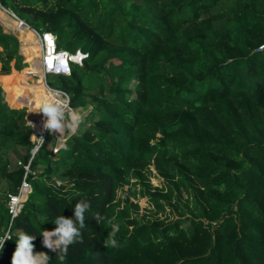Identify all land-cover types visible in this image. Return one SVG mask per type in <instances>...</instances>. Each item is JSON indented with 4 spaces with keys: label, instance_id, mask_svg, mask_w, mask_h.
Listing matches in <instances>:
<instances>
[{
    "label": "trees",
    "instance_id": "trees-1",
    "mask_svg": "<svg viewBox=\"0 0 264 264\" xmlns=\"http://www.w3.org/2000/svg\"><path fill=\"white\" fill-rule=\"evenodd\" d=\"M0 1L54 33L58 48L86 54L50 84L73 108L91 104L56 150L48 133L32 154L18 98L38 112L42 92L0 82V264H11L21 233L47 264H264V0ZM25 67L0 22V74L16 79ZM26 164L31 191L11 220L8 194ZM150 164L170 192L145 193L171 215H131L128 197L114 215L119 181L144 184ZM65 220L79 236L66 252L45 246L44 232Z\"/></svg>",
    "mask_w": 264,
    "mask_h": 264
},
{
    "label": "rangeland",
    "instance_id": "rangeland-1",
    "mask_svg": "<svg viewBox=\"0 0 264 264\" xmlns=\"http://www.w3.org/2000/svg\"><path fill=\"white\" fill-rule=\"evenodd\" d=\"M13 20H15L20 25H22L20 23V21H17L16 18ZM0 22L2 23L1 20H0ZM3 26H4L5 30H7V31L11 30L9 28H6L4 24H3ZM22 26L24 28H26L24 25H22ZM30 31H28V32L32 35V39H33V37H35L34 33L32 31L31 32ZM17 37L20 40V52L23 54L24 61L27 63V67H25L23 70L27 71V72H24L23 75H19L16 79L10 78V81H11V83L16 84L20 80L25 79V80L33 83L35 88L37 89V91L42 92L43 97L42 98L40 97V101H42V103H43L44 101H46L49 98V96L46 93L49 91L46 84H48V83L50 84V81L57 80V76H55L54 74H52V75L47 74L46 76H44V75L41 76L37 72H35V75H33L31 73L29 74L28 72H29V68L31 66L30 63H33L34 60H37V61L39 60L40 51L37 52V48L35 46H32L31 47L32 51L30 53L27 52L25 54V50L22 47L23 40L20 37V35ZM0 80H2V79L0 78ZM18 102H20L24 105H27L32 109V106L29 103L23 102L19 98H18ZM90 110H91V104H90V102H88V104H86L84 106L74 108L73 112L79 113L83 119L85 116L88 115ZM65 117H67V118H64V122H63V124L65 125L64 135L68 136L71 134L67 131V127H66L68 124V115H65ZM29 122H30V120H28V123ZM31 122H32V120H31ZM34 129H35V126L33 124L32 125V134H31L32 140H35V137H36V131ZM67 136H65V137H67ZM10 158H11V166L12 167H14L17 164H20L22 162L21 154L18 150H12L10 153ZM142 172L145 176L144 177V184H143V182L141 183V181H140L141 178L136 177L134 175H131V177L129 178V182L119 181V185H118L117 192H116V197L114 200V208H115L114 215H116V216H117V214L119 215V211L121 209H123V207L126 203V201H125L126 197H128L129 201H131L132 203L138 204V208H135L134 206L132 207L131 215H140L141 216L142 214H144L149 218H153L155 216L165 218L166 216L171 215L168 211V208L166 210H164V209H159L157 206H155L153 204V202H151L148 199V197L145 193L146 189H149L153 192L157 190L158 192L169 193L170 187H169L168 182L164 179L163 176H161L159 174V172L156 169L154 164H150L149 167L142 168ZM183 196L186 197L187 193L184 192Z\"/></svg>",
    "mask_w": 264,
    "mask_h": 264
},
{
    "label": "built area",
    "instance_id": "built-area-1",
    "mask_svg": "<svg viewBox=\"0 0 264 264\" xmlns=\"http://www.w3.org/2000/svg\"><path fill=\"white\" fill-rule=\"evenodd\" d=\"M0 9L7 11L10 15L20 21L22 25H24L34 33L40 51L38 63L44 76H46L47 74H70L72 63H82L83 58L86 56V54L82 51L77 50L75 53H72L66 49L58 48L54 33H52L51 31H39L35 29L31 25L20 19L13 11L3 6L1 1ZM30 64L31 66L33 65V63ZM57 68L60 69L59 72L56 71ZM64 69H68V71L65 72ZM46 86L49 89V91L46 93L51 97V103L54 106H58V108L61 109L65 115H70L74 110L71 105L70 95L65 90L51 86L49 83L46 84ZM27 107L30 108L29 106ZM38 110L39 111L37 112V110L34 111L30 108L29 114L27 115V120H30V124H33L31 120L33 119L32 117L35 114L38 115L37 119L39 120V127L36 131L35 140H33L35 146L32 149V154L36 153L39 145L42 143L48 133H53L56 136L58 134L55 131H50L44 127V124L49 119V117L44 115V113L41 111V107ZM64 118L61 121L62 123L64 122ZM66 138L67 137L60 139L59 142L55 145L54 150H56L59 147L60 143ZM25 168L27 171L19 186L18 191L16 193L8 194L7 206L9 214L11 216V220L20 212L24 205V202L28 198V195L31 191V182L28 178V173L30 171L29 164H26ZM5 236H8V233H6ZM5 236H3L0 240L3 241L5 239Z\"/></svg>",
    "mask_w": 264,
    "mask_h": 264
},
{
    "label": "clouds",
    "instance_id": "clouds-1",
    "mask_svg": "<svg viewBox=\"0 0 264 264\" xmlns=\"http://www.w3.org/2000/svg\"><path fill=\"white\" fill-rule=\"evenodd\" d=\"M57 72L60 71L59 68L56 69ZM65 72L68 69H64ZM41 111L44 115L48 116L49 119L45 122L44 127L50 131H55L59 133L61 136L65 133V125L61 122L64 118V112L58 108V106H54L52 103L44 102L41 105ZM68 124L67 131L69 133L74 134L77 131L79 124L82 121V117L77 112H72L68 116ZM83 211V207L81 205L76 206V218L81 221L80 227H83L81 212ZM59 223V221H57ZM117 229L114 226L113 231L115 232ZM44 244L50 249L56 250L60 249V251L66 252L67 246L74 242V239L79 236V232L77 229L73 228L72 222L65 220L60 228L55 230L54 232H44ZM56 235L58 239L55 242H52L50 237ZM33 239L31 236H27L23 233L20 234L18 241L16 242L17 247L14 251L11 259V264H47L48 257L46 254H39L38 256H33L32 254V244L30 241ZM115 244V241H112ZM3 246V242L0 241V247ZM63 246V247H62Z\"/></svg>",
    "mask_w": 264,
    "mask_h": 264
},
{
    "label": "bare ground",
    "instance_id": "bare-ground-1",
    "mask_svg": "<svg viewBox=\"0 0 264 264\" xmlns=\"http://www.w3.org/2000/svg\"><path fill=\"white\" fill-rule=\"evenodd\" d=\"M12 18L15 19L7 11L0 9V19H1L2 23L5 25V27L13 30L15 33L19 34L20 37L22 38V40H23L22 47L25 50V54L27 52L30 53L32 51V49H31L32 46H35L37 48V52H38L39 51V45L37 44V40L35 39V37H33V39H32V35L28 32L30 30L28 28H24L22 25H20L18 22H16ZM35 72L39 73L41 76L43 75V72L40 69L39 63L37 60H34L33 65L30 66V68H29V73L34 75ZM1 76L7 80V81H5L6 83H11L9 77L3 76V75H1ZM42 97H43V95L41 94V98ZM46 102L51 103V97L50 96L46 100Z\"/></svg>",
    "mask_w": 264,
    "mask_h": 264
},
{
    "label": "crops",
    "instance_id": "crops-1",
    "mask_svg": "<svg viewBox=\"0 0 264 264\" xmlns=\"http://www.w3.org/2000/svg\"><path fill=\"white\" fill-rule=\"evenodd\" d=\"M24 72H27V71H24V70H23V72H22L21 75H23ZM28 73H29V72H28ZM29 74H30V73H29ZM0 76H1V75H0ZM1 79H2V80H0V82H5V81H7V80L4 79V78H1ZM5 83H6V82H5ZM68 116H69V115H68ZM65 118H67V117H65ZM68 122H69V121H68ZM31 125H33V124H31ZM34 130H35V129H34ZM65 136H67V135H64V134H63V136H60L59 133H58V134H57L58 142H59L60 139L64 138ZM68 136H69V135H68ZM68 136H67V137H68Z\"/></svg>",
    "mask_w": 264,
    "mask_h": 264
},
{
    "label": "water",
    "instance_id": "water-1",
    "mask_svg": "<svg viewBox=\"0 0 264 264\" xmlns=\"http://www.w3.org/2000/svg\"><path fill=\"white\" fill-rule=\"evenodd\" d=\"M10 32H12L13 34H15L16 36H19L17 33H15L13 30H10Z\"/></svg>",
    "mask_w": 264,
    "mask_h": 264
}]
</instances>
